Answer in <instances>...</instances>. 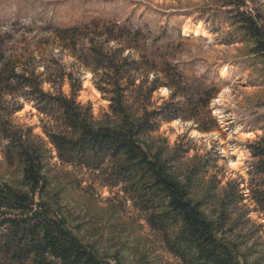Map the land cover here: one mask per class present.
<instances>
[{
  "label": "trees",
  "instance_id": "obj_1",
  "mask_svg": "<svg viewBox=\"0 0 264 264\" xmlns=\"http://www.w3.org/2000/svg\"><path fill=\"white\" fill-rule=\"evenodd\" d=\"M228 6L232 24L264 60V21L258 10L247 0H230ZM42 30L92 73L110 114L104 121L94 120L91 106L77 100L79 72L66 71L45 47L46 39L38 45L29 35L17 37L13 29L0 33L1 155L8 167L20 168L25 187L15 189L0 180V264H112L86 246L56 211L45 175L53 152L61 164L96 173L103 187L118 188L146 211L150 228L181 264H242L201 204L190 199L186 185L162 158L163 149L142 142L162 122L185 120L202 132L216 129L208 104L222 79L216 75L217 81L207 85L186 77L168 60L167 43L114 21L47 23ZM65 83L69 93L62 90ZM163 87L169 97L152 103L153 93ZM24 102L45 121L46 140L15 120ZM250 149L257 172L264 174V140Z\"/></svg>",
  "mask_w": 264,
  "mask_h": 264
},
{
  "label": "rangeland",
  "instance_id": "obj_2",
  "mask_svg": "<svg viewBox=\"0 0 264 264\" xmlns=\"http://www.w3.org/2000/svg\"><path fill=\"white\" fill-rule=\"evenodd\" d=\"M229 1L0 0V33L13 29L17 37L29 35L38 45L46 39L45 47L56 53L66 71L74 76L79 72L77 100L91 106L96 122L105 120L109 102L95 88L92 73L56 47L55 39L51 41L53 35L42 30L45 24L71 26L102 19L149 31L168 44V60L177 63L186 77L207 85L220 77V90L208 104L216 129L202 132L185 120L162 122L142 142L163 149L162 158L238 260L264 264V174L257 172V158L250 149L252 143L264 140V60L253 53L252 41L244 38L238 25L232 24ZM247 3L264 21V0ZM184 25L191 29L200 25L210 35L183 36ZM223 66L228 68L224 77L220 76ZM62 90L69 93L68 84ZM152 97L157 105L160 97H169V91L160 88ZM14 118L46 140L41 129L45 121L41 123L32 104L24 102ZM245 133L251 134L249 138ZM52 155L45 170L48 195L66 226L100 258L112 264H181L167 251L160 233L150 228L146 211L118 188L103 187L96 173L61 164ZM0 180L25 190L20 168L4 163L1 148Z\"/></svg>",
  "mask_w": 264,
  "mask_h": 264
},
{
  "label": "bare ground",
  "instance_id": "obj_3",
  "mask_svg": "<svg viewBox=\"0 0 264 264\" xmlns=\"http://www.w3.org/2000/svg\"><path fill=\"white\" fill-rule=\"evenodd\" d=\"M189 35H193L194 37L208 38L210 34L207 31L202 30L200 28V25L195 26L192 29L189 28L187 25H184L183 26V36H189ZM227 72H228V68L226 66H223L222 68H220V76L224 77ZM89 75H90V73H88V76ZM26 106H29V104L26 103ZM174 121H176V120H174ZM250 135H251L250 133H245L246 138H249Z\"/></svg>",
  "mask_w": 264,
  "mask_h": 264
}]
</instances>
